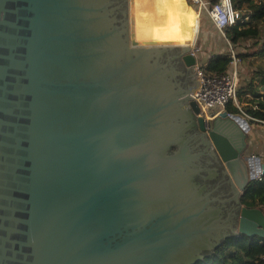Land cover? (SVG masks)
<instances>
[{"label":"water","instance_id":"95a60500","mask_svg":"<svg viewBox=\"0 0 264 264\" xmlns=\"http://www.w3.org/2000/svg\"><path fill=\"white\" fill-rule=\"evenodd\" d=\"M194 40L189 0H0V264H196L264 239L249 127L203 119Z\"/></svg>","mask_w":264,"mask_h":264},{"label":"trees","instance_id":"16d2710c","mask_svg":"<svg viewBox=\"0 0 264 264\" xmlns=\"http://www.w3.org/2000/svg\"><path fill=\"white\" fill-rule=\"evenodd\" d=\"M209 10L220 0H201ZM234 24L225 26V38L231 44L237 58L249 65L252 73L249 80H241L238 103L244 102L243 95L249 92L252 100L241 108L252 118L264 123V68H253L255 58L264 57V0H231ZM260 45L258 49L254 48ZM230 54L211 57L201 65L206 75L226 73L231 68ZM247 65V66H248ZM253 68V69H252ZM226 110L238 115V109L228 104ZM259 124V123H258ZM241 204L248 209H261L264 212V175L260 181H251L241 197ZM264 239L257 236H241L227 240L215 254L196 264H264Z\"/></svg>","mask_w":264,"mask_h":264},{"label":"built area","instance_id":"2783aa9c","mask_svg":"<svg viewBox=\"0 0 264 264\" xmlns=\"http://www.w3.org/2000/svg\"><path fill=\"white\" fill-rule=\"evenodd\" d=\"M201 7L204 8L210 19L213 21V23L217 26L218 31L220 34L225 37L223 28L225 26H231L234 24V13L231 8V0H224V5L228 8V11L224 14V22L223 24H219L212 11L216 8H212L209 10L207 6L201 1L198 0ZM209 11H211L209 13ZM193 53L197 56L198 50H193ZM230 57L232 59L231 61V68L228 72L222 73V74H211L206 75L201 65L197 63V67H199L202 70V76L203 79L200 83L199 88V94H198V106L200 108V111L202 113V117L206 122L212 121V119L217 116L220 112H227L229 117H233L234 115L229 113L226 110V107L228 104L234 105L238 111V115H243L244 121L248 125V132L250 131L249 122L254 123H261L263 122L256 120L252 118L251 116L247 115L245 112H243L242 108L240 107L238 103V58L236 57L235 53L231 50L230 51ZM255 160L256 157H251ZM257 162V161H256ZM252 181H260L264 175L263 171L260 168V164L257 162V165L255 168H252ZM264 259V257H263Z\"/></svg>","mask_w":264,"mask_h":264},{"label":"rangeland","instance_id":"374dc122","mask_svg":"<svg viewBox=\"0 0 264 264\" xmlns=\"http://www.w3.org/2000/svg\"><path fill=\"white\" fill-rule=\"evenodd\" d=\"M189 1L194 6V13L197 14V16L199 18V22H200V24H199L200 25V32L197 35V39H196L195 44L193 46V50L195 51V49H197V45H198L199 52L201 55H200V57L197 56L199 58V59L197 58V62L201 63V61H203V59L206 57V55L204 53V49H203L205 46V42L207 39L212 38L211 35L207 34V31H206L207 20H205L203 18V17H208V13L204 8L201 7L198 0H189ZM222 3L224 4V0H220L219 4L216 6V8L220 7L222 5ZM211 11H209V13ZM197 28H198V24H197ZM259 47H260V45H256L254 48L258 49ZM258 59H259V62L255 66L256 69L264 67V57L262 56V57H259ZM240 96L241 95H239V93H238V98ZM238 116L243 118L242 114L238 115ZM249 126H250V131H249L248 135H250V138H248L247 149L244 153V156L248 157V158L257 157L260 159L261 163H264V124L249 122Z\"/></svg>","mask_w":264,"mask_h":264},{"label":"crops","instance_id":"0c3cea01","mask_svg":"<svg viewBox=\"0 0 264 264\" xmlns=\"http://www.w3.org/2000/svg\"><path fill=\"white\" fill-rule=\"evenodd\" d=\"M205 20H207L206 22V31L208 35H211L212 38H209L206 40L205 42V46H204V53L206 55V57L203 59V61H201V63L198 62V64L203 65L205 64L211 57L213 56H218V55H227L230 54V51L233 50L231 44L229 43V41L223 37L220 32L217 29V26L213 23V21L210 19V17H203ZM197 24H198V28L195 31V40H194V44L195 41L197 39V35L200 32V22H199V18H197ZM196 47V46H195ZM197 56L200 57V52H199V48L197 45ZM197 57V58H198ZM259 57L255 58L254 63H253V68H255V66L258 64L259 62ZM199 59V58H198ZM238 80H239V90L241 91V80H249V75L250 73H252L251 68L249 69V65L247 63H244L241 61V59L238 58ZM248 65V66H247ZM252 68V69H253ZM264 68V67H261ZM241 95V93H240ZM241 97V96H240ZM243 98L245 99L243 103L240 102V107L242 104V107L245 108L248 106V103H246L247 100H252V96L251 94L246 93L245 95H243ZM261 124V123H260ZM248 138H250V135H247ZM248 142V140H247ZM264 164V163H263Z\"/></svg>","mask_w":264,"mask_h":264},{"label":"bare ground","instance_id":"6f19581e","mask_svg":"<svg viewBox=\"0 0 264 264\" xmlns=\"http://www.w3.org/2000/svg\"><path fill=\"white\" fill-rule=\"evenodd\" d=\"M227 11H228V8H227L223 3H222V5H221L220 7L215 8V9L212 11V13H213V15H214L216 21H217L220 25L223 24V22H224L223 17H224V14H225ZM197 18H198L197 14L194 13V27H195V30H196V28H197ZM193 45H194V42H193ZM193 45H192V46H193ZM251 165H252V168H255L256 165H257L256 160L252 159V160H251Z\"/></svg>","mask_w":264,"mask_h":264}]
</instances>
